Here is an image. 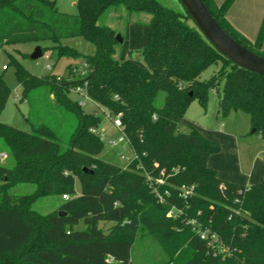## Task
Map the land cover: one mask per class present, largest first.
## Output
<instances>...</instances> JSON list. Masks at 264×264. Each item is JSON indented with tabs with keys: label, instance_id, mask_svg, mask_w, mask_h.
Listing matches in <instances>:
<instances>
[{
	"label": "trees",
	"instance_id": "1",
	"mask_svg": "<svg viewBox=\"0 0 264 264\" xmlns=\"http://www.w3.org/2000/svg\"><path fill=\"white\" fill-rule=\"evenodd\" d=\"M203 1L230 36L264 56V16L252 42L226 19L234 0ZM75 6L72 16L57 10L56 0H0V44L48 41L43 54L79 58L89 68L85 78L75 80L68 71L58 79L37 76L14 61L22 99L45 86L59 107L75 115L77 126L61 148L49 126L26 132L0 121V138L14 161L0 163V264H128L132 244L143 235L165 247L162 264H264V180L244 185L219 177L207 165L219 143L185 119L192 101L206 109L209 92L222 83L220 113L244 112L253 132L264 138V75L225 57L184 6L183 12L158 0H76ZM112 6L150 16L140 51L143 63L119 60L117 31L97 23ZM74 36L92 43L94 52L83 54L61 43ZM219 61L213 76L199 80ZM84 82L91 100L119 114L134 154L125 168L99 157L103 140L90 129L100 125V118L70 97V90ZM160 92L163 100L157 105ZM9 94L0 73V114ZM16 183H33L35 190L9 193ZM63 194L68 196L63 204L47 214L30 207L38 197ZM173 207L179 212L167 216ZM106 222L112 225L104 229ZM199 231L207 232L205 238Z\"/></svg>",
	"mask_w": 264,
	"mask_h": 264
},
{
	"label": "rangeland",
	"instance_id": "2",
	"mask_svg": "<svg viewBox=\"0 0 264 264\" xmlns=\"http://www.w3.org/2000/svg\"><path fill=\"white\" fill-rule=\"evenodd\" d=\"M158 1L165 7H169L175 11H184V7L179 0ZM75 3L76 0H57V10L63 14L73 16L76 12ZM149 18L150 16L148 14L142 12L130 13L122 6H112L98 18L97 23L110 26L123 38L117 47L119 60L130 58L143 63L140 51L147 31L145 29V23ZM187 23L192 25L191 19H188ZM61 43L76 48L83 54H90L95 50V46L81 36L64 37L61 39ZM46 45H49L48 41L12 45L0 44V73L3 74V78L10 89V96L2 109L0 121L26 132L32 131L33 127L40 124L49 126L55 132L60 147L66 148L68 146L69 136L77 126L75 115L59 107L52 96L48 94L45 86L30 91L28 96L22 99V87L18 80H16L14 72V61L19 62L37 76L47 74L66 76L69 68L72 69L75 66L78 67L81 65L79 58L59 57V59H56V56L48 51L50 58H46L45 54L35 60L30 58V54L35 49V46L43 48ZM220 64L221 62L219 61L216 65H211L202 71L199 80H207L213 76L220 67ZM47 65H51V68H47ZM4 66H7V68H4ZM71 78L75 80L81 79L77 73L71 75ZM221 85L222 83L217 86L219 92L222 90ZM217 89L209 92L206 109L199 105L196 100L192 101L186 110L185 119L187 118L195 124L203 125L208 129L210 136L214 131L237 135V149L236 144L230 146L226 145L227 142L224 140L220 142V140L208 138L219 143L220 149L218 157L225 158L229 154L237 155L239 151L244 158H250L254 151L259 148L258 142L262 144L263 141L260 140L263 137L258 132L251 131L250 119L244 112L233 109L227 115L220 113L218 104L219 92H217ZM69 94L72 100H77L79 103L84 102L81 104V108L85 112H93L100 118V125L97 127V132L100 135L103 134L104 138L103 148L99 153V157L107 162H112L125 168L134 157V154L127 141L119 142L116 146L109 142V140L118 141V138L121 136V131L112 123V118L105 116L107 110L93 101L85 99L82 93H75L71 89ZM162 100L163 93L160 92L155 103L160 105ZM186 129L185 126H181L182 131H186ZM2 153H4V156L0 155V163L12 166L14 161L9 156L5 143L0 138V154ZM74 187L76 195H79L81 187L78 179L75 180ZM34 190L35 185L33 183H16V185L10 188L9 193L15 195L31 194ZM63 202V198L59 195H48L36 198L32 201L30 207L32 210L34 209L42 214H47L50 211L56 210ZM101 225L104 229H107L111 227L112 222L101 223ZM82 227L83 224L81 222L77 228ZM131 248V256L128 264H162L161 262L166 257L165 247L152 235L137 237Z\"/></svg>",
	"mask_w": 264,
	"mask_h": 264
},
{
	"label": "crops",
	"instance_id": "3",
	"mask_svg": "<svg viewBox=\"0 0 264 264\" xmlns=\"http://www.w3.org/2000/svg\"><path fill=\"white\" fill-rule=\"evenodd\" d=\"M223 1L224 0H213L216 4H221ZM225 16L228 23L233 26L242 37L254 42L257 38L261 26L260 24L264 16V0H234ZM262 49H264V36L261 43V50ZM68 71H70V68L67 72ZM186 120L193 123L187 118ZM195 125L204 136L210 139L220 140V142L224 140L227 142H225L226 145L230 146H234V144L237 143V135L235 134L214 131L210 136L208 134V129L203 125H198V123ZM260 141H263L262 144L258 142L259 148L254 151L250 158H244L239 151L237 155L229 154L228 157L225 156V158H221V156L218 157V152L217 154L209 156L207 165L215 169L219 177L229 182H237L244 185L261 182L264 180V138Z\"/></svg>",
	"mask_w": 264,
	"mask_h": 264
},
{
	"label": "water",
	"instance_id": "4",
	"mask_svg": "<svg viewBox=\"0 0 264 264\" xmlns=\"http://www.w3.org/2000/svg\"><path fill=\"white\" fill-rule=\"evenodd\" d=\"M182 6L189 12L196 26L201 29L206 39L216 47L225 57L238 66L264 75V56L254 53L236 41L218 24L203 0H180ZM116 40L121 43L123 38L117 34ZM30 58L35 60L43 56L42 48L35 46ZM191 94V92H190ZM253 132V130H252ZM86 173H91L87 168H82ZM59 214H64L62 211Z\"/></svg>",
	"mask_w": 264,
	"mask_h": 264
},
{
	"label": "built area",
	"instance_id": "5",
	"mask_svg": "<svg viewBox=\"0 0 264 264\" xmlns=\"http://www.w3.org/2000/svg\"><path fill=\"white\" fill-rule=\"evenodd\" d=\"M45 57L46 58H50V54H48V53H45ZM6 66H4V68H5ZM47 68H51V65H47ZM71 75H75V73H77L80 77H81V79L82 78H85V75L88 73V71H89V68H88V66H87V64L85 63V62H82L81 61V65L80 66H75V68H72L71 70ZM58 79H59V77H57ZM86 82H84L83 84H78V85H76V87H74V88H72V91H74L75 93L77 92V93H82V95L84 96V98L85 99H89L90 101H93V100H91L90 98H89V96H88V94L85 92V87H86ZM94 102V101H93ZM84 102H82V103H80V104H83ZM95 103V102H94ZM97 104V103H96ZM98 105V104H97ZM100 106V105H99ZM106 109V108H105ZM107 110V109H106ZM105 116L107 117V118H112V123H114V125L118 128V129H120V131H121V136L118 138L119 140L118 141H116V140H109V142L112 144V145H114V146H116V145H118V143L119 142H124V141H127V143H128V139H127V137H126V135L125 134H123V132H122V128H123V124L121 123V121H120V117H119V114H113V113H111L109 110H107L106 111V113H105ZM90 131L92 132V133H95V134H97V136L99 137V139H101V140H103V138H104V135L103 134H98V132H97V127H93V128H91L90 129ZM1 156H4V154L2 153V154H0ZM165 193H167V191H165ZM68 196L66 195V194H63V196H62V198L63 199H66ZM159 199L161 200L162 199V197L161 196H159ZM177 212H179V210H177L175 207H173V208H171V209H169L168 210V212H167V216H174ZM191 223H193V224H195V220H191ZM199 233L201 234V238H205V236L207 235V232L205 231V232H202V231H199ZM217 239V236L215 235V234H211V240H216Z\"/></svg>",
	"mask_w": 264,
	"mask_h": 264
}]
</instances>
